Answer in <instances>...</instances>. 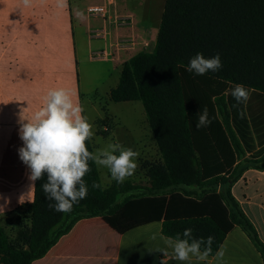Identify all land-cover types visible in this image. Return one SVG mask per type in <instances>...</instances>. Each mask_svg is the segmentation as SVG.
I'll list each match as a JSON object with an SVG mask.
<instances>
[{"label":"trees","instance_id":"obj_1","mask_svg":"<svg viewBox=\"0 0 264 264\" xmlns=\"http://www.w3.org/2000/svg\"><path fill=\"white\" fill-rule=\"evenodd\" d=\"M198 52L219 54L222 68L189 72ZM237 84L249 90L246 103L231 95ZM110 99L143 103L161 156L144 166L147 184L104 187L89 161L87 198L60 213L48 206L45 181H36L34 202L10 213L16 237L0 223V264H33L79 221L96 217L119 234L154 222L165 236L191 228L196 238L214 237L212 256L238 226L264 261V243L233 194L248 169L264 170V0H166L154 50L123 64ZM204 107L212 123L198 130ZM87 147L94 152L91 140Z\"/></svg>","mask_w":264,"mask_h":264},{"label":"crops","instance_id":"obj_2","mask_svg":"<svg viewBox=\"0 0 264 264\" xmlns=\"http://www.w3.org/2000/svg\"><path fill=\"white\" fill-rule=\"evenodd\" d=\"M129 1L114 0V14L134 17L130 28H118L87 15L88 7L106 0H66L62 8L57 7V0H31L29 6L22 0H0V207L4 208L0 221L35 199V187L29 189L28 169L17 151L22 146L18 135L21 112L29 118L43 106L47 92L59 88L70 90L74 102L83 106L79 61L86 59L87 49L84 43L79 46L78 27L109 26L116 36H134V49L115 51L114 58L104 61L114 69L145 52L146 42L157 40L166 0ZM96 41L110 48L114 39ZM233 194L264 243V170L248 169L234 185ZM158 233H162V222L119 234L100 217L84 219L33 264H160L163 255L155 250L164 247L163 242L159 235L151 239ZM223 246L225 264H264L261 253L238 226L227 234ZM168 264L182 262L169 259ZM192 264L204 262L193 258Z\"/></svg>","mask_w":264,"mask_h":264},{"label":"clouds","instance_id":"obj_3","mask_svg":"<svg viewBox=\"0 0 264 264\" xmlns=\"http://www.w3.org/2000/svg\"><path fill=\"white\" fill-rule=\"evenodd\" d=\"M22 3L29 6L31 0H22ZM65 5L66 0H57V7ZM222 66L219 54L206 58L198 52L190 58L187 70L203 76L219 71ZM231 95L237 103H246L250 98L249 90L243 84L235 85ZM83 112V106L74 102L71 91L59 88L49 90L43 106L29 118L25 119L21 112L18 120L22 146L17 151L19 159L28 169L29 189L35 187L36 181L44 180L41 188L50 201L48 206L60 213L72 212L74 205L87 198L88 186L84 177L91 171L89 161L108 169L111 178L118 184L133 176L138 168L137 158L140 154L121 144H109L106 148L89 151L87 142L95 133ZM211 123L207 107L200 109L196 129ZM93 187L99 185L94 184ZM22 199L23 196L20 203ZM0 211L4 212V208L0 207ZM157 235L164 245L155 250L163 255L160 264H168L169 259L192 264L193 258L204 264H225L226 249L223 245L212 256V236L196 238L191 228L174 237L153 234L151 239L156 240Z\"/></svg>","mask_w":264,"mask_h":264},{"label":"rangeland","instance_id":"obj_4","mask_svg":"<svg viewBox=\"0 0 264 264\" xmlns=\"http://www.w3.org/2000/svg\"><path fill=\"white\" fill-rule=\"evenodd\" d=\"M143 1L131 0L128 3L147 4L156 2L155 0ZM76 11L77 6L75 5ZM87 30L88 27L83 29L78 27L79 46L81 48L84 43L85 52L87 49L86 59L79 61V75L84 113L93 125L95 133L91 139L94 151L106 148L109 144L117 143L137 151L140 154L137 158L138 168L135 174L126 181L147 184L143 168L145 165L159 162L161 156L150 130L143 103L140 101L116 103L110 99L111 90L117 86L120 80L122 67L118 64V67L114 69L110 68L109 64H105L103 60L90 59V51L103 49V47L99 41H89ZM155 44L156 40L150 41L149 52L154 50ZM98 169L104 187H109L115 182L108 169L102 166H98ZM0 223L12 238L16 237L19 226L15 214L5 216Z\"/></svg>","mask_w":264,"mask_h":264},{"label":"built area","instance_id":"obj_5","mask_svg":"<svg viewBox=\"0 0 264 264\" xmlns=\"http://www.w3.org/2000/svg\"><path fill=\"white\" fill-rule=\"evenodd\" d=\"M114 0H106L103 5L90 6L87 9V15L89 18L103 19L108 21L109 24H113L118 28H130L133 25L134 17L132 15L114 14L112 12V5ZM89 40H107L109 38L114 39L110 48H103L98 50H92L89 53L91 60H109L114 58L115 51L131 50L136 46V40L132 37H119L116 36L109 26L91 27L88 29ZM150 43L144 44L145 52H149Z\"/></svg>","mask_w":264,"mask_h":264}]
</instances>
